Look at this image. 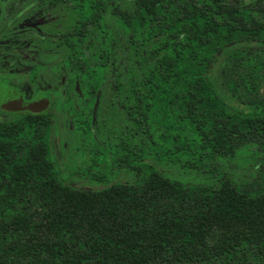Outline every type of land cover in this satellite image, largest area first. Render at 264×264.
<instances>
[{"label":"trees","instance_id":"trees-1","mask_svg":"<svg viewBox=\"0 0 264 264\" xmlns=\"http://www.w3.org/2000/svg\"><path fill=\"white\" fill-rule=\"evenodd\" d=\"M47 4L57 17L30 46L58 74L49 106L0 110V264H264V160L253 181L217 179L264 139V95L233 106L215 73L226 56L264 71V0ZM63 117L104 189L64 179ZM101 155L131 178L95 173ZM177 162L211 183L171 179Z\"/></svg>","mask_w":264,"mask_h":264},{"label":"rangeland","instance_id":"rangeland-1","mask_svg":"<svg viewBox=\"0 0 264 264\" xmlns=\"http://www.w3.org/2000/svg\"><path fill=\"white\" fill-rule=\"evenodd\" d=\"M6 0H0V44L4 45L6 49L0 48V82L9 85H13L19 91L27 89L29 92L26 94L27 98H31L38 91L46 94L50 87L53 85L51 77L57 78L53 71L52 66L48 67L44 60L48 61L47 57H40L37 53L36 56L28 54L30 59H15L18 56V52L25 51L27 47L29 49L31 42V34L28 29L30 28L37 34L40 30V40L46 36L44 24L54 21L57 17L52 12L53 7L50 5H44L41 8H37L38 3L41 0H9L8 8L12 4L17 9L18 20H9L11 29L4 23V19L8 15L6 6H4ZM37 8V9H36ZM31 11L37 12L36 17L30 21H24L23 13H29ZM45 13V14H41ZM10 14V13H9ZM22 23V24H20ZM21 26H20V25ZM39 35V34H38ZM43 36V37H42ZM2 51V52H1ZM34 52V50H33ZM27 53V52H26ZM27 54L23 55L28 57ZM15 56V58H13ZM20 58V55H19ZM223 57L221 62L216 67V80L218 88L221 94L228 100L233 106L247 109V106L242 102L247 98L255 99L264 95V71L252 68L251 71H239V65L228 62L229 59ZM15 68L13 71H7L8 69ZM16 68H25L17 71ZM253 75V76H251ZM259 77V78H258ZM66 79L64 78V82ZM47 82V83H46ZM230 83L228 85V83ZM1 85V84H0ZM33 90V91H32ZM1 98V95H0ZM1 100V99H0ZM5 119L4 114L0 113V120ZM58 148V159L64 179L68 180L71 185L77 189L86 190H102L106 187L104 184L93 182L88 176L89 164L92 162V155L79 149V142L76 140L73 134V125L67 117H63L58 127V138L56 140ZM115 158H105L101 155L97 159V163L101 165H95L92 170L95 173H99L105 170H114L111 175L112 183L124 182L131 178L132 174L126 170L120 171L116 165H114ZM264 160V139L254 140L242 148L239 149L235 157L227 159H221L219 161V168L217 179L220 176L227 175L228 177L236 181H253L257 175L260 165ZM166 162L162 164H166ZM170 166L165 167L164 172L171 179L182 182L183 184L192 185H206L210 184L212 180L208 179L205 175H201L196 171L182 168L180 163H168Z\"/></svg>","mask_w":264,"mask_h":264},{"label":"flooded vegetation","instance_id":"flooded-vegetation-1","mask_svg":"<svg viewBox=\"0 0 264 264\" xmlns=\"http://www.w3.org/2000/svg\"><path fill=\"white\" fill-rule=\"evenodd\" d=\"M8 3H9V0H6V3H4V6H6V9H7V11H8V15L6 16V18L3 20L4 21V23L6 24V26L8 27L9 26V29H11V25H10V23H9V21L8 22H6L7 21V19L8 18H10L9 20H16L17 18H18V14H17V9L16 8H14V6L11 4L10 5V7L8 8ZM10 13V14H9ZM37 12H34V11H31V12H29V13H27V15H26V13H23V18L24 17H26L25 19H24V21L26 20V21H30L31 19H34L35 17H36V15H38V14H36ZM42 15L43 14H45V13H41ZM30 16L32 17L31 19H30ZM18 20V19H17ZM20 24H22V23H20ZM19 24V25H20ZM48 24V23H47ZM46 24H44L43 26H45ZM21 26V25H20ZM26 29H28V31H29V33L31 34V37H33V36H35L34 34H35V32H32L33 30L32 29H30V28H26ZM42 32L40 31V30H38V32H37V34L36 35H40ZM32 41V40H31ZM29 44H31V42L29 43ZM0 48H4L3 50L2 49H0V50H2V51H4L5 49H6V47H4V45L3 46H1V44H0ZM13 50L14 51H16V52H18V56H16V58H15V56L13 57V58H15V59H17V60H20V59H22L23 58V60L24 59H30V57L32 56V55H34V56H36V54L38 53L35 49H32L31 48V46H29V49L26 47L24 50L25 51H21V49H20V52H22V53H19V51L18 50H16L15 48H13ZM33 50H34V52H33ZM1 51V52H2ZM27 52V53H26ZM34 53V54H33ZM25 54H31V56H29L28 55V57H26V56H23V55H25ZM39 54V53H38ZM19 55H20V58H19ZM22 57V58H21ZM37 57V56H36ZM15 68H12V69H8L7 71H13ZM17 69V71L19 72L20 70H23V69H25V68H16ZM1 70V69H0ZM66 79V78H65ZM63 82H64V77H63ZM65 83V82H64ZM0 89L1 88H3L4 89V91L5 92H7V93H10V94H13V93H15V94H17V95H19V96H21L22 98H23V100L25 101V102H31V101H33L34 99H36V98H39V97H43V98H47L46 97V95L45 94H43L42 92H39L38 91V93H36L34 96H32L31 98H27L26 97V94L29 92L27 89H25L24 88V90H22V91H19L16 87H14L13 85H7V84H5V83H1L0 82ZM33 91V90H32ZM1 94V93H0ZM1 99V98H0ZM0 110H5V111H10V112H18V111H11V110H8V109H5V108H3L2 107V99L0 100ZM21 111V110H20Z\"/></svg>","mask_w":264,"mask_h":264},{"label":"water","instance_id":"water-1","mask_svg":"<svg viewBox=\"0 0 264 264\" xmlns=\"http://www.w3.org/2000/svg\"><path fill=\"white\" fill-rule=\"evenodd\" d=\"M0 93L2 107L11 111L45 109L50 103L49 99L43 97L36 98L31 102H25L21 96L15 93H7L3 88L0 89Z\"/></svg>","mask_w":264,"mask_h":264}]
</instances>
